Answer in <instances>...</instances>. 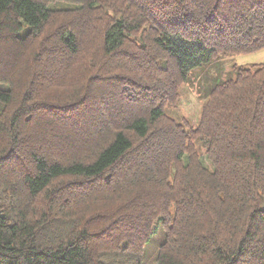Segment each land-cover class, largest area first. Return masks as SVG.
<instances>
[{"label":"trees","instance_id":"1","mask_svg":"<svg viewBox=\"0 0 264 264\" xmlns=\"http://www.w3.org/2000/svg\"><path fill=\"white\" fill-rule=\"evenodd\" d=\"M263 48L264 0H0V264H264Z\"/></svg>","mask_w":264,"mask_h":264},{"label":"rangeland","instance_id":"2","mask_svg":"<svg viewBox=\"0 0 264 264\" xmlns=\"http://www.w3.org/2000/svg\"><path fill=\"white\" fill-rule=\"evenodd\" d=\"M231 62H233L231 60ZM234 62L238 65L251 66L254 64L264 63V48L252 53H243L234 57ZM229 63H227L228 65ZM199 83L194 80V83H188L182 90L181 99L176 108L170 107L169 112L176 115L178 118L188 117L193 119L198 118L200 109L203 104V100L199 93ZM194 123V122H193ZM162 241V236L156 235L148 245L146 251V257L144 259L145 264H156L155 255L158 251V247Z\"/></svg>","mask_w":264,"mask_h":264}]
</instances>
